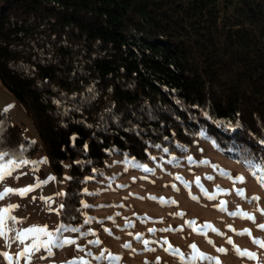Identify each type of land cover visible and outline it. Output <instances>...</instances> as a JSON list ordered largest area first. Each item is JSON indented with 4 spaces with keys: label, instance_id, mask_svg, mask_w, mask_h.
<instances>
[{
    "label": "trees",
    "instance_id": "obj_1",
    "mask_svg": "<svg viewBox=\"0 0 264 264\" xmlns=\"http://www.w3.org/2000/svg\"><path fill=\"white\" fill-rule=\"evenodd\" d=\"M0 82L76 225L112 158L180 161L199 137L264 162V0H0ZM37 147L0 110V163Z\"/></svg>",
    "mask_w": 264,
    "mask_h": 264
},
{
    "label": "rangeland",
    "instance_id": "obj_2",
    "mask_svg": "<svg viewBox=\"0 0 264 264\" xmlns=\"http://www.w3.org/2000/svg\"><path fill=\"white\" fill-rule=\"evenodd\" d=\"M0 110L8 113L11 123L21 129L26 139L38 145L30 161L45 158L33 123L1 82ZM188 157L192 160L189 161ZM205 160L207 164L200 163ZM237 176L243 177V182L235 180ZM260 176L264 173L229 159L199 137L192 140L188 154L180 161L156 158L139 164L115 157L108 161L104 176L84 188L82 205L90 207L83 206L82 222L72 225L59 219L65 179L60 182L49 179L54 176L46 163L23 164L0 180V192L6 188L24 189L36 185L38 180L48 182L34 187L26 195L9 193L0 199V209L18 206L7 213L15 221L5 218L2 226L4 235L0 236V253H8L10 260L0 255V264H67L69 261L79 264L81 260L86 264H157V258L158 264H213L209 260L192 261L190 258L194 253L190 245L193 244L200 252L219 258L222 264H264V248L252 242L253 238L264 241V230L258 227L264 225V186L258 182ZM241 189L243 195L238 194L237 190ZM209 195L214 199H209ZM86 219L90 222L85 223ZM192 220L197 226L210 224L211 228H203V234L193 232L185 223ZM33 226L46 227L53 233L54 242L68 238L76 243L64 247L50 245L51 256L42 247L27 259L18 257V253L33 243V238L29 236L21 243L16 239L17 234ZM70 228L80 231L67 230ZM244 230L251 235L237 234ZM137 234H140V239H136ZM228 238L240 249L256 253V259L238 256L233 246L226 242ZM40 239L46 241L48 237L41 236ZM90 240H99L100 243L89 244ZM209 240L211 244L207 242ZM124 244L131 247H122ZM169 245L179 253L165 251ZM220 247L227 250L226 254L216 251ZM103 250H107L105 257L110 252L120 259H94Z\"/></svg>",
    "mask_w": 264,
    "mask_h": 264
},
{
    "label": "snow or ice",
    "instance_id": "obj_3",
    "mask_svg": "<svg viewBox=\"0 0 264 264\" xmlns=\"http://www.w3.org/2000/svg\"><path fill=\"white\" fill-rule=\"evenodd\" d=\"M8 107L10 108L12 106L9 105ZM7 110L8 109L6 108L5 111H7ZM31 143L34 144L35 141H32ZM21 147L23 148V146H21ZM165 151H167V150H165ZM8 155H9L8 152H0V160H3V158L5 156H8ZM188 159H189V161L192 160L191 157H188ZM46 162H47L46 158H43L40 161H29V160H26V159H21L20 163H16L15 160L9 159V160H7L6 163H0V180H3L6 176L11 175V172L15 168L20 167L22 164H29V163H31V164H40V163H46ZM200 163L207 164L208 161L205 160V161H201ZM246 163H247L248 167L250 169H253L254 171H264V162H262L261 164H255L252 161H247ZM144 170L145 171H149L147 168H145ZM221 174L225 175V176H228L227 173H221ZM176 178L177 179H181L180 177H176ZM229 178H231V177H229ZM17 179H19V177H17ZM49 179H55V178L54 177H49ZM235 180L243 182V177L237 176V177H235ZM47 182H48L47 180H45V181H39L38 180L36 185L28 186V187H26L24 189H18V190L17 189L6 188L4 190V192H0V199H2L4 196L8 195L9 193H17V194H19L21 196L26 195L28 192L32 191L34 187H39L42 184H45ZM258 182L261 183L262 186H264V176L258 177ZM197 184H199V180L198 179H197ZM237 191H238V194L243 195V190L242 189L241 190H237ZM205 195H207V193H205ZM151 198L152 199H156L155 197H151ZM208 198L209 199H214V196L209 195ZM192 199L195 200L196 197H192ZM253 199H257V198L253 197ZM161 202H164L163 198H161ZM171 203H175V201H171ZM223 203L224 202H221L222 205H223ZM82 204H83V202H82ZM83 206L84 207H90L87 204H84ZM15 207H18V206L17 205H11V206H9V208L0 209V236L4 235L2 226H3L5 218L12 219L13 221H15L14 217H8L7 216V213L10 211V209L11 208H15ZM221 210H224L223 207H221ZM232 214L235 215L236 213H232ZM177 215H183V213H177ZM243 215L246 218H248V219H252V217L247 216V214H243ZM89 222H90L89 219L85 220V223H89ZM185 223L189 227L192 228L193 232H197L198 234H203V231H202L203 228H211L210 224H205L204 226H197L195 220L186 221ZM60 227L62 228L64 226L61 225ZM258 227L261 230H264V225H258ZM59 230L60 229L58 228L57 231H59ZM67 230L73 231V232H79L80 231V229H77V228H70V229H67ZM168 230H171V229H162V231H168ZM105 231H108V230L106 229ZM149 231H152V229H149ZM212 231H217V230L216 229H212ZM88 234L94 235V233H82V235H88ZM217 234L222 235V233H217ZM237 234L238 235H249V236L251 235V233L248 232V230H244L243 232L237 233ZM29 236H31L33 238V243L31 245L25 247L23 252L18 253L17 254L18 257L19 256H24L27 259L32 253H34L36 251H39L40 248H42V247L44 249H46L48 251L49 256H51L52 252H51L50 245L54 244V246H56V247H64L65 245H70V244H75L76 243L75 240L68 239V238H64L62 240H59L58 242H54L53 239H52L53 233L49 232L46 227H39V226H33L31 228L23 230L22 232L17 234L16 239H18L21 243H23L24 240L29 238ZM41 236L48 237V239L46 241H42L40 239ZM136 239H140V234H137ZM207 242L209 244L212 243L211 240H209ZM226 242L233 246V250L235 251V253L238 256L247 257L248 259H253V260L256 259V253L250 252L247 249H240L238 246H236L233 243L231 238H228ZM252 242L254 244H256L258 247L264 248V241H261V240L253 238ZM88 243L89 244H97L98 245L100 243V241L99 240H95V241H91L90 240ZM144 243L147 244L148 242L144 241ZM165 243H167V241H165ZM122 247L130 248L131 245L130 244H124V245H122ZM190 247L193 249V253H194L191 256V258H190L192 261L200 259V260L212 261L213 264H222V262L219 260V258L208 256V255L200 252L196 248L195 244L190 245ZM165 251H175V252L179 253V250L178 249L173 250L171 245H169V247L166 248ZM216 251H218L220 253H224V254H226V252H227V250L225 248H222V247L217 248ZM105 252H107V250H103L101 252L100 256H96V257H94V259H96L97 261H99L101 259H104V258H107L109 260H117V261L120 259L119 256H113L110 252H108L107 253V257H105ZM0 255H3L6 259L10 260V258L8 256V253H6V252L5 253H0ZM89 255H91V254L89 253ZM41 258L43 259L44 257H41ZM181 259H183L182 255H181ZM158 261H159V258H157V264H158ZM67 264H77V262L76 261H69V262H67ZM79 264H86V262L81 260L79 262Z\"/></svg>",
    "mask_w": 264,
    "mask_h": 264
}]
</instances>
